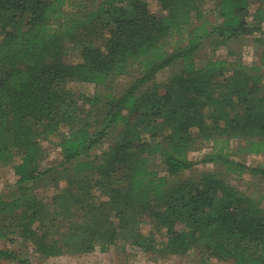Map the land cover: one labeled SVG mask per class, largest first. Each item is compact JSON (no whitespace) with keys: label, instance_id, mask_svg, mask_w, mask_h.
Listing matches in <instances>:
<instances>
[{"label":"trees","instance_id":"1","mask_svg":"<svg viewBox=\"0 0 264 264\" xmlns=\"http://www.w3.org/2000/svg\"><path fill=\"white\" fill-rule=\"evenodd\" d=\"M155 1L159 13L144 0H0V167L16 177L0 196V241L15 237L43 258L104 252L122 240L264 264V195L230 181L264 182V162L226 155L234 141L240 157L264 156V48L248 67L232 46L259 33L264 47V0ZM221 47L232 61L197 63L201 50ZM75 84L93 90L80 104ZM44 142L60 155L48 169ZM207 142L215 151L193 161ZM198 164L216 168L185 178ZM49 188L52 197L40 199ZM90 189L107 197V212L85 201ZM146 221L165 249L140 236ZM0 260L27 263L2 249Z\"/></svg>","mask_w":264,"mask_h":264},{"label":"rangeland","instance_id":"2","mask_svg":"<svg viewBox=\"0 0 264 264\" xmlns=\"http://www.w3.org/2000/svg\"><path fill=\"white\" fill-rule=\"evenodd\" d=\"M150 12L152 13H159L160 7L155 0H144ZM253 9V8H252ZM211 23H214V15H210L207 17ZM198 22L195 23L197 25ZM261 29L264 32V22L260 25ZM101 37V36H99ZM97 37L92 42L94 47L103 48V38ZM261 35L259 33H255L252 36L246 37L244 42L241 44H232L233 49L236 50L239 54L241 51V64L250 67L253 62L258 64L260 53L264 47L258 45L254 40L259 39ZM185 41V37H182L179 41L181 45H184L183 42ZM175 41H170V45L168 47V51L170 48L173 47ZM79 48L74 51V60L76 62H80L79 56ZM226 47H221L214 55L209 53L207 50H201L197 56L196 61L197 63H203L208 59L212 60H227L232 61L233 58L226 57ZM168 70L160 73L157 76L158 81H163L168 76ZM74 95L73 98L80 104V99L78 98L79 95H91L93 90L85 84H75L71 87ZM236 144L238 142H230L227 146L226 155L229 157L230 160L236 161L238 163L246 164L249 167H255L257 164H261L264 162V156H256V155H242L241 157L239 154H235ZM43 148L45 150V158L41 161L40 166L41 168L48 169L51 168L55 163L60 161L59 150L52 146L51 143L44 142ZM108 143L100 147L99 149L93 150L91 153V157L100 155V152L103 149H106ZM221 144H218L217 147H220ZM215 150L212 149V143L207 142L203 143L199 150L194 151L190 158L193 161L199 162L204 160V158L213 153ZM214 164H198L191 173L185 175V178H194V176L199 177V175L203 172L207 171H214L215 169ZM233 185H235L238 189L245 192H256L261 195H264V182L251 177L250 175H244L242 180L231 179L230 180ZM16 177L13 174V171L10 167H0V196H10L7 195L8 189L6 187H10V189L15 188ZM8 185V186H7ZM66 185L65 182L60 183V187L64 188ZM53 188H49V191H46L45 194L39 195L40 199L49 200L53 193L56 191ZM71 190L76 192L77 188L71 187ZM85 201H91L92 204L102 206L107 212V206L105 203L107 201V197L99 192L97 189H90V194L85 197ZM141 237L148 238L152 236L156 239L157 242L161 241V246L158 249H165L166 248V241L164 237L160 234L155 232V230L151 226V222L146 221L141 225V229L138 231ZM15 237H9L7 240L0 241V249L12 251L18 255L20 259H26V264H230L227 262L219 261L214 258H210L209 256L198 255L196 252L192 253L189 252L185 255H172L165 252H153V251H145L144 249H140L137 247H133L128 245L126 242L122 240H118L116 244L109 248L108 250L101 252L99 247H95L92 252L84 253L81 255H71L65 254L60 257L54 258H43L37 255L36 253L32 252L30 247L25 249V246L21 244H17L13 241ZM0 264H17V262H10L0 260Z\"/></svg>","mask_w":264,"mask_h":264}]
</instances>
